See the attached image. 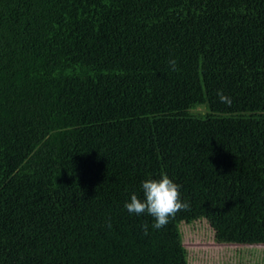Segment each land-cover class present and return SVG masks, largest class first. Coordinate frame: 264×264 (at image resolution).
<instances>
[{"label": "trees", "instance_id": "16d2710c", "mask_svg": "<svg viewBox=\"0 0 264 264\" xmlns=\"http://www.w3.org/2000/svg\"><path fill=\"white\" fill-rule=\"evenodd\" d=\"M197 222L264 247V0H0V264H191Z\"/></svg>", "mask_w": 264, "mask_h": 264}, {"label": "clouds", "instance_id": "9594fccd", "mask_svg": "<svg viewBox=\"0 0 264 264\" xmlns=\"http://www.w3.org/2000/svg\"><path fill=\"white\" fill-rule=\"evenodd\" d=\"M168 63L171 70H177L175 60L170 59ZM217 95L222 103L228 100L222 91ZM142 191L143 199L132 194L124 207L131 214L151 216L154 221L151 227L154 230L163 229L169 223L170 217H175L178 212L190 209V204L181 199L180 185L170 179L166 173H161L159 179L143 181ZM141 227L147 235L148 224H143Z\"/></svg>", "mask_w": 264, "mask_h": 264}, {"label": "rangeland", "instance_id": "374dc122", "mask_svg": "<svg viewBox=\"0 0 264 264\" xmlns=\"http://www.w3.org/2000/svg\"><path fill=\"white\" fill-rule=\"evenodd\" d=\"M180 228L185 246L190 250L191 264L264 263V247L217 245L212 241V231L205 222L182 224Z\"/></svg>", "mask_w": 264, "mask_h": 264}]
</instances>
